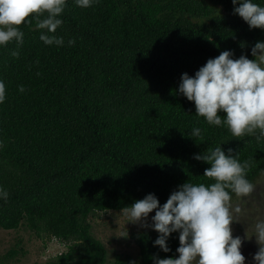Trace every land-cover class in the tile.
<instances>
[{"label":"trees","instance_id":"1","mask_svg":"<svg viewBox=\"0 0 264 264\" xmlns=\"http://www.w3.org/2000/svg\"><path fill=\"white\" fill-rule=\"evenodd\" d=\"M233 7L231 0H99L80 8L67 0L62 25L49 34L63 46L45 45L46 30L26 18L18 26L23 43L0 46V187L8 192L0 229L25 226L65 243L46 264H107L89 216L148 194L163 205L185 182L213 183L203 176L210 165L195 155L222 143L248 162L254 183L264 173V139L208 124L177 92L182 74L193 76L222 51L255 59L251 48L264 42V30H250ZM196 127L199 137L190 135ZM156 238L134 234L138 259L118 254L111 264L175 258L178 233L170 234L168 253L153 246Z\"/></svg>","mask_w":264,"mask_h":264},{"label":"clouds","instance_id":"2","mask_svg":"<svg viewBox=\"0 0 264 264\" xmlns=\"http://www.w3.org/2000/svg\"><path fill=\"white\" fill-rule=\"evenodd\" d=\"M74 2L77 7L89 8L99 0ZM66 3L67 0H0V46L13 40L18 46L23 43L24 33L18 26L30 15L37 21V29L46 30L39 37L45 45L63 46L62 37L49 34L62 25L59 17ZM231 3L233 14L250 30H264V6L253 0H231ZM74 43L72 39L68 41L69 46ZM12 55L18 56L19 52ZM233 55L231 50L222 51L208 59L193 76L182 74L177 92L194 104L195 114L204 117L208 124L225 125L234 137L253 135L260 141L264 139V42L258 41L251 48L255 59L243 54L234 59ZM19 90L23 92L24 88L21 86ZM5 94V84L0 80V104ZM218 113H223V119ZM190 135L199 137L200 128H193ZM220 145L207 154L193 157L210 165L203 176L213 183L185 182L171 192L163 205L154 194H148L121 209L132 224L147 221L149 213L155 211L151 224L142 226L158 233L153 246L164 253L170 251L167 246L170 234L178 233L175 258L160 259L154 255L153 264H245L240 251L242 240L232 235L231 200L232 194L248 196L255 186L246 178L248 162H239L230 149L226 154ZM7 197L8 192L0 187V199ZM234 211L239 212V208ZM255 240L258 251L252 257V264H264V220L255 224Z\"/></svg>","mask_w":264,"mask_h":264},{"label":"rangeland","instance_id":"3","mask_svg":"<svg viewBox=\"0 0 264 264\" xmlns=\"http://www.w3.org/2000/svg\"><path fill=\"white\" fill-rule=\"evenodd\" d=\"M254 184V191L246 197L233 196V223L231 224L233 237L242 240L240 251L245 257V264H252V257L258 251L255 240V224L264 220V173ZM239 208V212L234 211ZM155 211L149 213L147 221L139 224L128 223V219L121 211H107L89 216L91 233L100 240L107 250V264H111L118 254L128 255L133 260L138 259L139 251L133 242V235L148 232L154 237L158 233L151 227V217ZM16 251L13 257L7 255ZM66 250L65 243L42 235L38 238L25 226L15 231L0 229V264H46L57 254Z\"/></svg>","mask_w":264,"mask_h":264}]
</instances>
